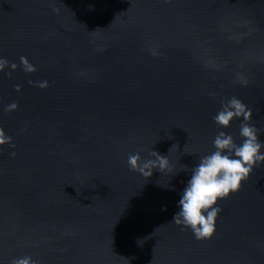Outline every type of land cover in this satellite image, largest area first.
Returning a JSON list of instances; mask_svg holds the SVG:
<instances>
[{
    "label": "water",
    "instance_id": "water-1",
    "mask_svg": "<svg viewBox=\"0 0 264 264\" xmlns=\"http://www.w3.org/2000/svg\"><path fill=\"white\" fill-rule=\"evenodd\" d=\"M0 61V264H264V164L210 238L170 222L223 101L264 140V0H0Z\"/></svg>",
    "mask_w": 264,
    "mask_h": 264
},
{
    "label": "clouds",
    "instance_id": "clouds-1",
    "mask_svg": "<svg viewBox=\"0 0 264 264\" xmlns=\"http://www.w3.org/2000/svg\"><path fill=\"white\" fill-rule=\"evenodd\" d=\"M235 118H242L239 141L225 130ZM251 119L252 110L236 96L223 101L213 116L220 128L212 141L213 150L202 155L195 165L181 169L189 170L190 177L183 182L177 210L170 222L189 228L197 239L210 238L214 234L218 215L222 211L219 201L238 191L254 167L264 164V140L260 138L259 129L251 123ZM10 140L11 137L0 128V144ZM143 152L144 149H140L128 154L130 170L148 178L157 169L162 173L172 171L173 165L168 154H162L154 148L147 155H143ZM164 187L174 189L175 185ZM138 242L141 243V240ZM11 264H39V261L24 255L14 258Z\"/></svg>",
    "mask_w": 264,
    "mask_h": 264
}]
</instances>
